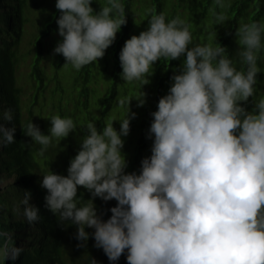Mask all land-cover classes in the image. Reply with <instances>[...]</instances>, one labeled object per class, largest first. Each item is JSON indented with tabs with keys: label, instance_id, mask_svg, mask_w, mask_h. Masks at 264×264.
I'll list each match as a JSON object with an SVG mask.
<instances>
[{
	"label": "clouds",
	"instance_id": "9594fccd",
	"mask_svg": "<svg viewBox=\"0 0 264 264\" xmlns=\"http://www.w3.org/2000/svg\"><path fill=\"white\" fill-rule=\"evenodd\" d=\"M92 2L55 3L62 40L54 53L77 71L103 58L127 22L121 0H107L98 11ZM214 3L227 7L224 0ZM210 11L216 23L226 21L223 12ZM146 14L147 29L127 39L119 53L121 78L146 85L156 62L184 57L168 93L151 113V155L141 160L139 174L125 171L121 137L129 134L130 119L136 116L130 110L133 98L125 96L119 100L126 113L119 132L114 119L101 131L89 122L68 174L43 175L45 206L61 222L76 225L81 242L89 238L85 226L94 229V246L111 262L127 251V264H264V98L252 110L244 106L255 92L264 24L244 23L237 29L238 55L246 65L238 71L224 46L189 47L192 34L180 17L166 21L154 9ZM145 96L135 97L138 107ZM13 119L10 108L0 113L4 122ZM50 121L47 135L32 122L24 128L41 145L40 155L53 138L59 142L76 128L71 118L56 115ZM14 132V126L0 123V146L14 143ZM78 186L92 198L116 201L107 220L97 215L91 199L77 206ZM30 196L25 191L20 203L31 225L41 217ZM0 238V260H17L23 248L14 245L13 234L0 232Z\"/></svg>",
	"mask_w": 264,
	"mask_h": 264
},
{
	"label": "trees",
	"instance_id": "16d2710c",
	"mask_svg": "<svg viewBox=\"0 0 264 264\" xmlns=\"http://www.w3.org/2000/svg\"><path fill=\"white\" fill-rule=\"evenodd\" d=\"M135 0H121L125 6L126 24L116 34V39L105 50L103 58L83 66L79 71L70 64L65 66L62 55L54 48L62 40L56 23L60 12L56 0H0V113L12 109L11 123L0 120L6 127H15V142L0 146V177H10L5 190L0 194V232L13 234V242L23 251L15 261L0 260V264H127V251L118 261L111 262L101 248L94 246V229L85 226L89 233L86 242L76 239L77 226L70 221L61 222L45 206L47 190L41 187L43 175L53 172L66 176L70 161L77 154L82 138L87 134L86 125L92 122L101 131L106 118L117 98L119 86L124 97L128 94L131 112L130 131L122 136V153L127 161L126 172L139 174L141 160L151 155L152 139L148 129L152 122L151 113L157 110L160 97L168 93L171 77L182 66L179 60L161 59L153 65L150 83H127L122 78L119 53L127 39L135 32L132 23V8ZM139 1V0H138ZM143 9H154L164 13L166 21L180 17L188 25L195 45L217 44L226 47L227 56L238 71L246 70L238 55L242 46L238 43L237 29L241 24L258 22L264 24V0H224L226 8L215 6L214 0H140ZM107 0H93L92 7L98 11ZM211 9L223 12L227 17L223 24L215 22ZM150 18V14L146 17ZM264 44V34H262ZM259 73L255 92L244 105L252 110L254 104L264 98V48L257 60ZM71 70L69 78L62 69ZM107 78L106 83L104 80ZM101 81V85H99ZM101 86V88H100ZM146 94L143 106H137L135 97ZM243 103V102H241ZM121 107L113 127L119 132L120 120L125 116ZM59 115L71 118L76 125L68 137L59 142L53 138L51 145L40 155L41 145L25 135L24 128L32 122L47 135L51 117ZM30 192L29 203L39 210L41 219L28 224L23 216L20 201L24 192ZM92 200L97 215L107 220L115 200L103 201L78 186L77 206ZM2 239V238H0ZM84 243L85 246L78 247Z\"/></svg>",
	"mask_w": 264,
	"mask_h": 264
},
{
	"label": "rangeland",
	"instance_id": "374dc122",
	"mask_svg": "<svg viewBox=\"0 0 264 264\" xmlns=\"http://www.w3.org/2000/svg\"><path fill=\"white\" fill-rule=\"evenodd\" d=\"M138 2V5L135 4ZM134 4L136 5V8H132V23L135 26V32L140 33L143 30H146L148 27V16L146 17L145 10L143 9V3L139 0H135ZM71 70L66 68L62 69V75L66 78H69V73ZM107 78L104 80V83H106ZM99 85H101V81H99ZM101 88V86H100ZM128 96V94H126ZM123 92H122V87L119 86L118 89V94L117 98L114 101V104L112 106L111 112H109L107 118H106V123L110 120H113V123L117 121L118 115L120 113L121 107L119 105V100L123 98ZM11 178L10 177H0V194L5 190L7 184L10 182Z\"/></svg>",
	"mask_w": 264,
	"mask_h": 264
}]
</instances>
